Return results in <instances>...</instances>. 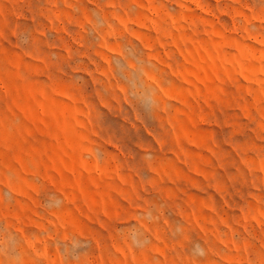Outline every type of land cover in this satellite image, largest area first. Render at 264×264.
I'll return each instance as SVG.
<instances>
[{
  "label": "rangeland",
  "instance_id": "1",
  "mask_svg": "<svg viewBox=\"0 0 264 264\" xmlns=\"http://www.w3.org/2000/svg\"><path fill=\"white\" fill-rule=\"evenodd\" d=\"M0 264H264V0H0Z\"/></svg>",
  "mask_w": 264,
  "mask_h": 264
}]
</instances>
